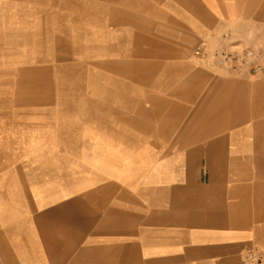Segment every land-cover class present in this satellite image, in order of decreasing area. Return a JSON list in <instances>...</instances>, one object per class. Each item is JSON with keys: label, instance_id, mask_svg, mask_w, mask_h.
<instances>
[{"label": "crops", "instance_id": "1", "mask_svg": "<svg viewBox=\"0 0 264 264\" xmlns=\"http://www.w3.org/2000/svg\"><path fill=\"white\" fill-rule=\"evenodd\" d=\"M141 2L148 8H127L124 16L126 5ZM157 3L165 8L159 17L152 10ZM227 5L230 13L236 11L232 2ZM263 6L264 0H252L245 13L251 11L250 20L264 27ZM225 11L221 0H0L3 84L18 81L5 69L41 68L45 52H60L61 20L78 19L79 12L85 19L133 20V35L162 34L177 41L184 36L185 41L184 47L179 41L139 46L130 59L117 61L118 68L134 69L132 77H119V83L147 85L143 97L171 103L164 110L150 106L142 112L136 102L143 99L140 92L106 95L103 115L111 108L133 116V124L137 115H147L152 138L126 146L149 149L122 160L132 163L130 172L118 161L117 170L101 171L106 176H100V188L86 182L84 192L77 190V177L70 173L63 193L56 173L34 175L27 158L12 169L15 157L7 148L15 128L9 116L18 109L20 115H39L45 108L37 104V111L30 112L35 108L29 109L28 93L0 87V264H243L249 251L264 252V71L216 76L214 68H196L186 60L192 36L214 32ZM140 18L169 24L158 32L150 23L142 27L134 22ZM103 41L102 49L108 45ZM197 80L212 83V90L157 95L158 83ZM39 99L44 94L36 93ZM110 100L134 102L123 108L110 106ZM191 100L203 102L191 109ZM21 128L18 137L28 146V131ZM31 180H36V193ZM62 194L68 195L65 203L56 201Z\"/></svg>", "mask_w": 264, "mask_h": 264}, {"label": "rangeland", "instance_id": "2", "mask_svg": "<svg viewBox=\"0 0 264 264\" xmlns=\"http://www.w3.org/2000/svg\"><path fill=\"white\" fill-rule=\"evenodd\" d=\"M221 2L222 9L226 11L222 13L221 20L216 22L214 32L205 31L203 35L192 36L191 42L186 46V60H189L196 68L206 69L205 66H208V64L200 63L193 55L196 45L203 38L212 37L215 38L214 40H220L221 35L230 31L237 40L248 46L260 48L262 44L264 45V41H262L264 39L263 24L260 21L250 20L251 11L245 13V5L252 0H221ZM228 2H232L236 8L234 13L228 11ZM142 3L126 5L124 16L129 15L127 8H148L147 4ZM152 10L156 11L157 17H159L163 13L162 11H165L164 4L157 3ZM143 11L147 12V10ZM83 15V12H79L77 13L78 19L61 20V51L45 52L44 67L5 69L8 74L12 75L9 77L14 80L18 79V81L17 83H0V87L5 91L28 93L29 109L35 108L29 110L30 112L37 111V104L39 107L45 108L44 113L39 115H20L18 109V111H14L16 115L9 116L12 119L13 129L15 128L12 133L11 146L7 148L8 152L15 157L11 164L12 169L19 165L16 161L19 162L21 158H27L29 160L28 170L34 175L37 172L41 173V167L37 163L39 156L43 157L44 155L43 158H46L50 157L49 154L55 153L58 157L55 165L60 169L55 175L63 187L61 189L63 193H66L64 190L69 185L70 173L77 177L74 185L78 191L84 192L86 185L83 187V183L86 184V182L89 187L100 188V176H106V173L103 174L101 171L117 170L118 161L127 162L133 159L132 157L149 150L141 147H126L131 143L130 141H133V144H138L140 139L152 138L150 132L146 130L148 127L147 115L141 117L137 115V123L134 125L133 116L126 114L120 116L111 108H109L108 115L102 114V111L104 112L103 104L105 107L107 106L106 95H113L112 93L117 91L132 92L133 90L142 95V92L146 91L143 88L147 85L119 83V77L121 80L125 77H132L134 69L122 66L118 68L117 61L130 59L132 50L138 49L139 46L152 44L159 46L178 43V41L183 46L185 42L183 41L184 36L176 37L177 41L173 39L174 37L162 34L133 35L130 30L133 20L130 19L116 22L101 21L97 18L85 19ZM142 15L143 13H141ZM134 22L142 24V27L150 23L154 28L157 27L158 32H164L165 24H169V21L160 18L156 21L140 18L135 19ZM134 26L139 28L138 25ZM174 29L181 31L177 23H174ZM140 31L143 32L142 29ZM49 38L46 37V40ZM103 40H106L105 44L108 45L102 49ZM219 40H216V43ZM214 72L216 76L223 73L231 75L220 69H214L212 73ZM211 90L212 83L201 84L200 80L190 83L181 81L169 85L157 84L158 97L161 95L166 97L165 93L173 91L187 92L190 95V92ZM36 93L44 94V99L36 101ZM102 97L105 98V102H102ZM147 97L148 94H145L143 99L136 101L142 112L150 106L154 109L164 110L165 103H171L164 99L150 100ZM133 102L131 100H110V106L116 107V103H119V106L127 108V104ZM173 102L183 101L174 100ZM188 102V108L193 109L198 108L200 102L203 101L191 100ZM16 107L18 106H14V108ZM118 125H120V129ZM21 127H26L25 129L28 131L27 145L33 139L32 136H42L43 146H24L20 134L18 137V133L22 130ZM135 139L137 142L134 143ZM124 140L126 142H122ZM29 148L35 149L30 151ZM160 150L162 153L165 151V149ZM152 151L154 152L155 149ZM119 166H122L125 172H130L133 165L122 162ZM80 169L85 170L84 175L79 173ZM45 177H50V175H45ZM70 180L72 182V179ZM66 197L68 195L62 194L55 198L56 201L60 199L59 203H65L67 202L64 200ZM94 197L99 199V193ZM32 203L30 201V204Z\"/></svg>", "mask_w": 264, "mask_h": 264}, {"label": "built area", "instance_id": "3", "mask_svg": "<svg viewBox=\"0 0 264 264\" xmlns=\"http://www.w3.org/2000/svg\"><path fill=\"white\" fill-rule=\"evenodd\" d=\"M230 31L215 38L201 39L194 49V57L202 64L239 76L259 75L264 71V50L237 40ZM243 264H264V252L260 249L249 251Z\"/></svg>", "mask_w": 264, "mask_h": 264}, {"label": "bare ground", "instance_id": "4", "mask_svg": "<svg viewBox=\"0 0 264 264\" xmlns=\"http://www.w3.org/2000/svg\"><path fill=\"white\" fill-rule=\"evenodd\" d=\"M32 138L33 139L31 140V142L29 143L28 146H32V147L33 146L34 147L43 146V144H42L43 137L42 136H32ZM44 139H45V137H44ZM53 143H50V144L54 145ZM29 149H30V151H32L35 148H29ZM48 156H50V157L43 158L44 155H43V157L39 156V165L41 167V171L44 173V175H51V173H58L60 171V169L55 165L56 159H58L57 155L55 153H51ZM78 171H79V173L81 175L85 174V170L84 169H80ZM30 175L32 176L33 173H30ZM84 186H85V184L83 183V187ZM30 187L33 188L34 192L36 193V188H37L36 180H31L30 181ZM61 188H63V187L61 186ZM66 189L67 188H65V190H64L65 192H67L69 188L67 190Z\"/></svg>", "mask_w": 264, "mask_h": 264}]
</instances>
